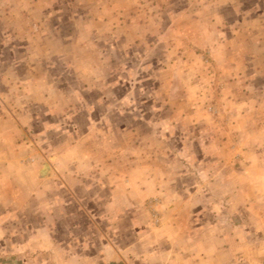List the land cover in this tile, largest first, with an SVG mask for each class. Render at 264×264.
Instances as JSON below:
<instances>
[{
    "label": "rangeland",
    "instance_id": "1",
    "mask_svg": "<svg viewBox=\"0 0 264 264\" xmlns=\"http://www.w3.org/2000/svg\"><path fill=\"white\" fill-rule=\"evenodd\" d=\"M22 103L0 264H264V0H0L1 114ZM69 148L70 190L28 200Z\"/></svg>",
    "mask_w": 264,
    "mask_h": 264
},
{
    "label": "crops",
    "instance_id": "2",
    "mask_svg": "<svg viewBox=\"0 0 264 264\" xmlns=\"http://www.w3.org/2000/svg\"><path fill=\"white\" fill-rule=\"evenodd\" d=\"M21 90V89H20ZM19 92H23L18 91ZM31 92L25 90L26 97L31 99ZM17 93V94H18ZM24 104L13 106L11 105V109H9L6 106V109H1L2 114L0 111V162L3 163H14L20 162L26 157V152L21 150H26L25 146H27L29 143L27 142L28 139L25 137V130L29 125H25V121L27 118L24 115L26 113L25 107H23ZM19 111V113H17ZM3 112L6 114L4 115ZM14 114H19V116H15ZM30 140V139H29ZM18 150L20 152H18ZM68 151L62 150L61 154H54L52 158H49L51 160L50 162L46 161L45 159H36L35 164L31 165L30 170H26L27 166L25 164H21L19 168H23L22 170H26L25 172L29 171V183H27V187L25 189V195H28V200H32L31 197L34 195L41 194V195H49L48 193H43V190H41V187L49 185L52 186L53 183H55L56 178L59 177L60 181H62L61 189L63 190V187L70 190V185H73L69 183V185L65 184L62 179L64 173H73V171L68 170V164H73V162H81L84 161L80 155H77V153H73L74 150L72 148L67 149ZM71 150V151H70ZM70 151V152H69ZM26 160V159H25ZM20 161V162H19ZM18 164V165H19ZM17 165V166H18ZM28 169V168H27ZM76 170V169H75ZM76 173V172H75ZM69 178L73 179V176L71 175ZM57 185V184H56ZM60 187V185H58ZM59 187H51L54 190H57ZM73 187V186H72ZM47 188V187H44ZM48 190V189H47ZM12 192V191H9ZM14 193V192H12ZM15 195V194H14ZM13 196V195H12ZM111 204V203H110ZM133 245L130 246V248L125 249V252H128V258H132L136 255H138L140 258H142L141 252H137L136 255L133 252V246L136 245L134 241H132ZM128 250V251H127ZM138 251V250H137ZM124 253L119 252L114 246H111L107 249L104 256H108L109 258H120L123 259L126 257L123 255ZM124 256V257H123ZM148 259V255H145ZM100 258H103L100 257ZM131 261V260H130Z\"/></svg>",
    "mask_w": 264,
    "mask_h": 264
}]
</instances>
